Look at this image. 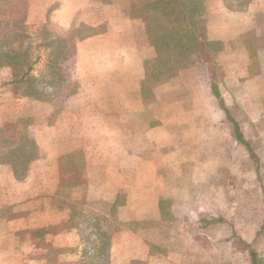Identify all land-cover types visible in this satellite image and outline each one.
<instances>
[{
    "label": "crops",
    "instance_id": "0c3cea01",
    "mask_svg": "<svg viewBox=\"0 0 264 264\" xmlns=\"http://www.w3.org/2000/svg\"><path fill=\"white\" fill-rule=\"evenodd\" d=\"M98 1L60 2V6L69 7V12L74 14H78L81 7L94 6L96 3L105 5L107 8L104 7L99 17L92 11L78 15L79 20L86 24L97 26L106 21L108 25L103 32L94 33L76 43L75 78L81 87L80 92L76 91L66 98V121L62 120L61 126L59 123L49 124L47 119L55 112V105L45 99L28 96L21 97L23 104L17 111L0 113V131L6 133L7 120H13L15 116L31 118L27 133L37 144L39 151L37 155L26 160L28 172L24 178L16 173L13 162L0 159V212H3L0 215V264H47L43 261L44 257L40 259L30 255L38 242L36 237L30 235V231L53 224L61 225L62 219L67 217V208L51 203L61 198V158L78 151H85V170L89 177L91 176L90 180L94 181L96 174L101 176L102 181L90 184L87 197L99 201L101 213L105 215L111 213L113 206L116 209L120 227L111 240V264H130L134 260L140 264H216L217 256L214 251L220 248L221 240L218 236L221 235L222 229L233 232L227 242L237 240L245 247L243 259L237 263L253 264L250 251L256 249L257 239L240 238V235L234 232L236 226L233 217L237 215V203L234 200L232 203L231 198L235 197L236 183L252 179L244 167L254 160L249 152V147L254 151L255 148L248 127L253 125L254 114L246 111L243 115L240 111V117L236 112L235 115H229L230 119L239 123L241 134L249 146L240 142L234 131L232 133L228 129L224 132L219 123L222 118L221 110L211 111L212 108L207 105L209 102H220L223 98L217 97L212 90L214 81L222 94L221 84L213 79L209 66L201 64L184 70L188 75L193 74V71L197 72L199 78L181 77V86H194L195 83L198 90L192 91V101L198 108L206 106L207 114L204 113V117H208L209 125L185 126V119L190 118V114L193 116L198 113L196 110L190 112L184 109V101L187 99L178 98L173 92L172 95L163 97L160 85L153 82L147 91L150 95L143 94L147 85V73L157 65L156 50L141 29L144 27L143 20L121 12L117 8L121 0H110L107 4ZM28 3L33 7L36 1L28 0ZM42 4L47 5L45 0H42ZM204 4L206 36L210 41L220 43L216 44L218 46L213 51L215 60L221 54L227 53H230L231 59L235 58L238 42L246 38L248 33L256 36L264 33V0H249L241 8H232L227 0H204ZM229 42L233 44L229 45ZM243 42L247 43L246 40ZM258 51L252 55L250 52L242 54L244 59L240 60L241 65H238V68L250 73L244 78L238 77L231 81L230 86L235 91L233 96L231 95L232 101L237 100L234 99L237 96L241 98L239 101L251 103L254 89L264 86V66L260 64H264V49ZM257 54L259 57H252ZM230 62L235 63L232 60ZM255 68L260 71L251 73ZM182 72L183 68L179 67L177 76L183 75ZM78 74L85 77L81 79ZM166 80V84L168 81L169 85L172 83V78ZM65 81L71 82L69 74L65 75ZM82 86L97 91L95 97H88L86 102L99 101L104 105L105 102L111 101L113 107L110 110L96 109L94 114L87 116L88 110L77 105L80 98L83 99L82 102L87 98ZM167 91L168 89L164 90L165 93ZM134 104H137L136 108ZM147 106L150 108L147 109ZM152 106H161L164 114L157 115L152 111ZM198 114L199 117L202 116L200 112ZM76 115L81 116L79 118L91 117L92 120H83L82 123V120H74ZM243 116L245 121L241 123L239 119ZM259 117H264V111L260 112ZM143 120H149L144 129L140 127ZM102 132L117 135V147H113L117 152L110 153L109 139L105 141L107 145H103L102 152L99 153H94L95 148L86 144L88 141L84 138L85 135ZM152 149L159 150V155L153 153ZM223 159L228 167L223 165ZM205 162H211L210 166L215 167L212 178L215 184L228 183L231 202L229 217L232 219L226 217L228 215L225 213L218 212L217 210H221L219 207L209 206V209H206L205 192H197L196 195L191 192V183L204 181ZM94 169L97 171L93 172ZM257 174L261 175V172ZM118 182L125 184L120 185ZM263 186L261 185V194H264ZM146 189L149 195L145 194ZM211 196L215 198L217 195L214 192ZM191 212L197 219L193 225L188 223L189 216L192 217ZM163 214L166 215L164 219ZM157 219H162L166 225L165 229L170 231L165 243L163 240L150 239L154 229L148 232V236L147 227L141 229L140 224H136L142 220L155 222ZM66 225L61 230L53 231L47 240L55 246H62V236H72L74 229L68 223ZM257 229L259 233L264 229V225H259ZM28 241L32 243L31 248H26L25 252L24 248H18L27 245ZM163 244L166 246L165 250L153 248L164 246ZM263 258L264 255L257 254L259 264L264 262ZM69 264L89 263L73 261Z\"/></svg>",
    "mask_w": 264,
    "mask_h": 264
},
{
    "label": "rangeland",
    "instance_id": "374dc122",
    "mask_svg": "<svg viewBox=\"0 0 264 264\" xmlns=\"http://www.w3.org/2000/svg\"><path fill=\"white\" fill-rule=\"evenodd\" d=\"M36 1V4L32 6L28 5V0H0V25L1 29L0 32H2V37L7 35H12L14 30V23L18 19L25 18L24 21L27 25L26 30V36L22 39L23 44L29 45L31 48V51L33 53L32 60L33 68L31 70V77L33 84L36 85L35 89L37 91L42 90L45 94L44 98L48 102H51L55 105L56 109L55 112H53L50 117L47 119L49 120V124L51 125H58L61 126V121H66L64 119V110H67V108H64V103L66 101V98L70 96L71 94L77 92H80V83H78V80L76 77V65L74 63V55L76 52V43L94 33L97 32H103L107 29V22H103L97 26H92L89 24H86L85 22H82L79 20V13H86L91 12L96 13V16L99 17V14L103 11L105 5H99L96 3L94 6H86L85 8H80L78 11V14H74L69 12V7L60 6V2L62 0H45L46 4H42V0H34ZM38 1V3H37ZM95 2L98 0H94ZM112 1V0H111ZM110 0H99L98 2H102L104 4H107L108 2H111ZM146 0H121L119 2V6L117 8L121 10V12L125 14H129L130 8L134 5L140 4L145 2ZM230 2L231 6L234 8H241L243 5L246 4V0H227ZM242 1H244L242 3ZM107 8V7H105ZM31 11V13H30ZM74 14V15H73ZM205 27V19L203 18V21L200 25ZM21 25V24H20ZM144 27L141 28L142 32L147 34L146 32V25L143 24ZM148 36V35H147ZM208 39V38H207ZM209 40V39H208ZM247 41V43H244L243 41ZM210 41V40H209ZM19 43V42H17ZM17 43L14 44V47H17ZM151 44V43H150ZM233 44V43H228ZM57 45L61 48V50H68V53L66 56H63L60 59V70L58 72V75L54 72L49 75V69H50V63L53 56L51 53L55 50ZM238 52L237 55H234L235 58H230V53L227 54H221L218 56V59L215 60V53L213 45L211 47H198V50L195 52H192L188 55L181 56L177 60L178 68H183V75H178V72L168 78H164V70L160 69L161 61L159 59L158 54L156 55L157 59L155 63L157 65L150 69L147 73V77L150 78L151 82L157 83L159 86V89H162L163 97L172 95L173 93L178 96V98L181 99H187V101H184V109L200 112L202 116L199 117V114H195L191 116L190 118L185 119L186 123L185 126L195 125L196 127L198 125H209V119L208 117H204V113L206 112V106L196 107L195 103L192 101L193 92L195 90H198L195 86H181V77L187 78H199V75H197V72L193 71V74L190 73L188 75V72L184 73V70L187 71L189 69H192L193 67H197L198 65L201 66V64H206L207 67L209 66L210 70L212 71V77L215 79L222 88V103L223 105L217 101L215 104L214 102L207 103L209 104L208 108L213 109H220L222 112V118L220 120V124L224 128L226 132L229 129V132L234 131L235 123L234 121H231L229 118V115H235V112L238 113V117H240V111L241 114L245 115L246 111H249L254 114V119H252L253 125H248L249 130L251 132L250 139L253 142L255 152L257 154V159L254 158L252 163H249L247 167H244V170H247L248 176L252 178L248 182H238L236 190L234 191L235 197H232V203L233 200L237 203V215L233 217V223H235V233L240 235V238H247V239H257L256 242V250L258 251V254L264 255V229L261 230V232H257L258 226L261 224L264 225V194H261V185H264V117H259L260 112L264 111V86H261L259 88L254 89L253 94V101L251 103H248L245 100L239 101L237 96L234 97L237 100L232 101L231 95L233 89L231 88V81L235 78H244L247 76L248 71L241 70L238 68V65H241L240 60L244 59L243 55L244 53H251V55L260 50L264 49V33H262L260 36H256L253 33H248L246 38L238 42ZM246 47V48H245ZM155 48V47H154ZM70 53V54H69ZM157 53V52H156ZM246 53V54H247ZM259 53V51H258ZM245 55V54H244ZM254 58L259 57L258 54L256 56H252ZM73 59V60H72ZM232 60L235 62L232 64L230 62ZM262 66H264L263 63ZM64 65V67H63ZM257 65V64H256ZM7 68L9 70H7ZM196 69V68H195ZM77 70V69H76ZM253 71V72H252ZM260 71V69H254L251 70V73L255 74ZM69 74L71 78V82L65 81V75ZM185 74V75H184ZM61 76V79H60ZM78 76H82L78 74ZM172 78V80H170ZM13 79L12 72L9 67H0V113H6L12 111H17L20 108V105L23 104V100L21 99L22 96H28L29 98H36L35 96L31 95H23V92L26 90L25 84L15 85L11 83V80ZM74 79V80H73ZM172 81V83L169 85L167 80ZM178 79V80H177ZM185 79H182L183 82ZM206 76V80H207ZM180 80V81H179ZM52 83V84H50ZM54 83V84H53ZM193 90H191L192 88ZM84 88V92L87 98H85V101L82 102V98H80L79 102H77V105L79 107H85L88 110V115L94 114L96 109L100 108H106L111 109L113 107L112 102L108 101L105 102L104 105L102 102H94L86 99H92V97H95V94L97 91L94 88H89L87 86H82ZM168 89L167 93L164 92V90ZM219 89V87H218ZM147 92V91H146ZM173 92V93H171ZM192 92V94H191ZM35 93V92H34ZM197 93V92H196ZM37 94V93H36ZM93 94V96H92ZM145 94V93H144ZM168 94V95H167ZM263 94V95H262ZM13 97H12V96ZM244 97V95H243ZM233 98V97H232ZM245 98V97H244ZM133 105V103H132ZM162 106V105H161ZM161 106H152V111L159 116H162L161 113L164 114V111ZM134 107H137V104H134ZM226 107L229 110V113L225 112ZM64 108V109H63ZM133 108V106H132ZM150 106H147V109H149ZM216 110V111H217ZM81 112V111H80ZM16 113V112H15ZM195 113V112H194ZM81 115V114H78ZM74 118V120H83L86 122L87 120H92L91 117L79 118L81 116ZM257 116V117H255ZM78 117V118H77ZM73 119V118H72ZM212 119V118H211ZM71 120V119H70ZM95 120V119H94ZM243 120V121H242ZM31 118L28 117H22L18 116L13 120H7L6 122V129L8 130L7 133L5 131L0 132V159L2 160H8L10 162H13L14 166L16 167L15 171L18 175L25 177V175L28 172V165L26 163V160L28 158L33 157L34 155H37L39 153L38 146L32 140L28 133H27V126L30 124ZM96 121V120H95ZM149 121V120H148ZM147 120H143L140 127L144 129L146 125L148 124ZM239 121L244 122L245 117L239 119ZM194 126V127H195ZM228 127V128H227ZM222 131V132H223ZM224 131V132H225ZM223 132V133H224ZM89 136V137H88ZM88 136H84V138L88 141L86 144L90 145V147H94L97 150H93L94 153L102 152L101 147L105 144V141L109 139V143H111L110 146V153L117 152L116 145H117V135L113 134H105V133H99V134H91ZM225 137V136H224ZM65 139V138H64ZM106 139V140H105ZM115 147V149L113 148ZM87 151V150H86ZM85 151H81L83 153ZM152 152L159 155L160 151L153 150ZM84 154V153H83ZM67 155V154H66ZM85 156V155H84ZM65 161V158L63 159ZM203 169L205 170V178L204 181L198 182V184L191 183V192L193 195H196L197 192L200 194L205 192L206 198H205V207L206 209H209L210 207H219L217 210L218 212L221 211L223 214L225 213L226 217L232 219L229 217L230 211L229 206L231 205V202L229 201V188L228 183H221V185H218L219 183L213 182V169L215 167H212L210 165L211 162H205L203 163ZM223 165L228 167V165L225 164V159H223ZM209 167V168H208ZM211 168V169H210ZM240 168V167H239ZM258 169V170H257ZM59 181L65 180V178H68V181H72L75 178V175H71L66 177V173L64 170L59 169ZM97 171L94 169L93 172ZM254 171V172H253ZM261 172V175H258L257 173ZM227 174V173H226ZM224 175V173H223ZM228 175V174H227ZM239 175H241V172L239 171ZM82 182L77 183V185H65L61 186V198L56 199L52 201V205L54 206H62L63 208L68 209V215L67 217H64L65 219H62V229L64 226L68 223V225L73 226V232L72 236L68 235L62 236L61 243L62 246H55L51 241L49 242L47 240V243L54 248L61 247L62 251H49L47 248H44L43 246H39L40 238L38 235L30 231V235L36 237L38 239L37 247L31 252V256H34L36 258L43 259L47 264H69V262L74 263H87V261L95 260L100 261L101 264H111V240L113 237V234L118 230L120 227L119 222L117 221V214H115V207L113 206V209L111 210V213L109 215H105L104 213H101V203L96 200H91L87 197V190L92 184V182H99L101 176H98L95 174L94 181L90 180V177L85 170L84 173L79 174ZM257 177L260 178V180H257ZM79 179V178H78ZM65 182V181H64ZM60 183V182H59ZM70 183V182H68ZM123 184L124 182H118ZM117 183V184H118ZM114 183H112L113 185ZM116 184V185H117ZM125 184V183H124ZM128 185V184H127ZM131 185V184H130ZM74 189V190H73ZM1 191V189H0ZM144 191V190H143ZM231 191V190H230ZM145 192V191H144ZM190 192V196H191ZM216 193V197L213 198V193ZM145 194L149 195L147 193V189ZM70 195V196H69ZM164 201V199H163ZM201 203V201H200ZM202 205V203H201ZM3 211H5L3 209ZM75 211L77 212L75 214ZM216 211V212H217ZM192 213V217L190 218L188 223L193 225L194 221H197L195 216ZM3 212H0V215H2ZM165 214L162 215V219H164ZM194 216V217H193ZM155 220V222L145 221L142 220V222H136V224H140L141 229L143 227H147V234L149 236V231L151 229H154L152 232V235L150 234L151 240H163L162 242L165 243L167 235L170 234V231L165 229L166 225L164 224L163 220ZM201 219V218H200ZM187 220V219H186ZM203 223V221H200ZM137 224V226H138ZM54 225V224H53ZM53 225H49L50 227ZM61 225H59L61 227ZM67 227V225H66ZM53 231L48 232L46 234V239L50 238L51 233ZM149 232V233H148ZM221 235L218 237L220 238V248L216 249L214 251V255L217 257V263L216 264H238L237 261H241L244 256L245 247L243 243H240L237 240L232 241H226L229 236L233 235V232L229 229H222L220 230ZM146 233V231H145ZM194 233V232H193ZM213 233V232H212ZM216 232V234H218ZM22 236V235H21ZM67 237V238H66ZM71 237L70 239H68ZM72 239V240H71ZM67 240V242H66ZM223 241V242H222ZM234 241V242H233ZM60 242V241H57ZM71 243L70 245H68ZM76 243V244H75ZM31 242L28 241L27 245L19 246L18 248L21 250V248H24V252L26 251V248H31ZM74 244V245H73ZM164 245V244H163ZM164 248L166 249V246H156L153 247L157 250ZM248 252V251H247ZM42 255V256H41ZM108 258V262H106V258ZM46 259H48L46 261ZM72 259V260H69ZM98 259V260H97ZM264 259V258H263ZM104 261V262H103ZM264 261V260H263ZM40 262V261H39ZM230 262V263H229ZM34 264V263H32ZM130 264H140V262H137L136 260L132 261ZM204 264V263H202ZM246 264V263H244ZM261 264H264L262 262Z\"/></svg>",
    "mask_w": 264,
    "mask_h": 264
},
{
    "label": "trees",
    "instance_id": "16d2710c",
    "mask_svg": "<svg viewBox=\"0 0 264 264\" xmlns=\"http://www.w3.org/2000/svg\"><path fill=\"white\" fill-rule=\"evenodd\" d=\"M248 1L249 0H246V3ZM243 2L244 1H242V3ZM228 5L231 6L230 2H228ZM204 9V0H146L145 2L134 5L130 8L129 16L141 18L146 25V32L149 41L155 47L161 61L160 69L164 70V78H168L178 72L179 68L177 60L181 56L197 51L200 46L207 48L209 45V47L213 45L214 48H217L218 45L216 44H220L216 41H209L206 36V27L203 26V23L200 25L203 21ZM24 19L25 18L15 21L12 35L2 37V32H0V67L4 66L10 68L13 75L11 83L15 85H26V90L23 92V95H33L36 98L44 99L46 98L44 97L45 94L42 90L37 91V89H35L37 87H35L36 85H34V82L32 81V78H34L31 77V70L34 63L32 60L33 53L30 46H25L22 40L27 34V25ZM16 43L17 47H14V44ZM67 53L68 50H61L57 45L55 50L51 53L53 58L50 63L49 75L54 72L58 75L60 70L59 64L61 63L60 59L63 56H66ZM149 81L150 78H147V87L145 86V89L143 90L145 96L150 95L146 92L150 90V83H152ZM212 90L217 97L221 98L218 85H216L214 81L212 82ZM220 103L223 105L222 98L220 99ZM224 108L228 114L229 110L226 107ZM231 120L235 123L234 133L236 134L237 139L249 146L248 141H246L241 134L239 123L234 119ZM249 152L253 158L257 159L258 156L250 147ZM64 158L65 161H63ZM13 168L15 169L16 167L13 166ZM59 168L64 170L66 177H68V175H75L73 182L68 181L69 177L65 178L63 182L60 181L59 192L61 194V186L65 184L71 186L73 183L74 185H77V183L82 182L79 174L81 175V173L85 172L84 154L78 151L64 155L60 160ZM259 180L260 178L258 177V181ZM76 213L77 212L75 211V214ZM61 229L62 225L61 227L59 225H53L51 227L47 226L45 228L33 229L31 231L40 238V244L38 247L43 246L44 248H47L48 252H60L63 250L61 247L54 248L47 243L46 234L50 231H58ZM250 252L253 258V264H259L257 260L258 252L256 249H251ZM106 262H108V258H106ZM87 263L101 264L100 261L97 262L95 260L87 261Z\"/></svg>",
    "mask_w": 264,
    "mask_h": 264
}]
</instances>
